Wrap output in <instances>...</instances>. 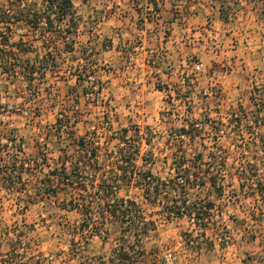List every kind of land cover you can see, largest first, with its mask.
Here are the masks:
<instances>
[{"label": "rangeland", "instance_id": "rangeland-1", "mask_svg": "<svg viewBox=\"0 0 264 264\" xmlns=\"http://www.w3.org/2000/svg\"><path fill=\"white\" fill-rule=\"evenodd\" d=\"M256 1L258 22L247 14V0H214L232 19L244 6L232 27L257 34L259 22L264 28V0ZM33 2L41 7L40 0L29 5ZM178 3L159 0V7L166 16ZM128 4L74 0L84 29L80 40L87 39L79 50L99 53L94 40L103 32L110 36L111 24L120 28ZM2 5L15 9L7 0H0ZM11 28L15 39L36 38L25 26ZM127 35L137 42L138 35ZM31 42L39 55L51 46L42 39ZM166 54L167 49H159L145 65L128 58L110 65L103 52L96 54L87 71L94 73L97 94L88 100L83 94L74 101L66 95L75 62L67 65V70L72 67L68 74L63 65L55 76L48 71L36 93L28 90L24 76L10 83L0 71V264L4 254H9L6 264H264V201L256 191L264 180V70L240 79L233 96L225 90L222 95L215 86L216 96L205 99L192 73L183 83L182 76L164 75L173 69ZM195 59L193 55L191 61ZM112 66L118 74L112 77L115 85L103 76ZM160 68L162 77L147 76ZM76 86L94 90L89 81ZM237 115L239 135L231 128ZM103 116L109 117V127L94 134L93 141L84 139L88 126ZM190 125L193 138L181 131ZM211 125L215 128L209 130ZM127 136L140 138V152L123 166L120 155L132 148L125 143ZM80 138L83 148L77 147ZM86 151L97 158L87 159ZM120 166L145 170H116ZM212 176L216 186L210 184ZM115 203L127 211L110 215ZM192 203L213 204L197 225L189 216ZM123 251L127 256L121 258Z\"/></svg>", "mask_w": 264, "mask_h": 264}, {"label": "crops", "instance_id": "crops-1", "mask_svg": "<svg viewBox=\"0 0 264 264\" xmlns=\"http://www.w3.org/2000/svg\"><path fill=\"white\" fill-rule=\"evenodd\" d=\"M175 1L179 2L180 6L177 7L174 4L168 8L166 16H164L165 11L162 8L155 15L147 17L140 12L138 6L136 7L132 0H129L130 4L123 12V23L119 24L120 28H115V24H111L113 28H111L112 32L110 34L113 37L111 35L107 37L103 32L97 40H94V46L99 47L100 50L99 53L96 51L92 52L89 56L88 64H95L96 54L103 52L107 57L104 59V63L109 62L110 65L125 58H128V60L134 59L135 63L141 61L145 65L148 64L153 53L163 48L167 49L168 64L173 69L169 72L165 69L164 74V72H160V68L157 71L149 72L147 76L150 77L154 74H157L155 78L162 77L163 74L169 75L171 78H180L182 76L183 80L181 83H183L192 72L191 60L193 55H195V60L201 61L203 64V71L197 75V80L195 79L199 81V85L202 88L208 85H215L222 95H225V91H227L230 96H233L234 93L232 89L235 92L239 89L240 79L253 75L252 71L256 75L255 73L259 74L261 69L264 70V36L259 35V33L264 32L263 25L260 22L258 23L261 26H257L259 31L257 34L255 33L256 30L252 29L244 33L235 32L232 27L233 19L238 20L239 17L237 15L245 11L244 6L237 11L236 18L233 17L232 19L227 16L224 19L219 6L216 5L214 0H197L195 3L193 0ZM247 1V14H252L251 19H255L258 22L254 13L257 9V1ZM112 17L111 15L110 18ZM125 19L127 20L124 21ZM248 29H250V26H248ZM83 30L78 25L76 44L73 51L74 54H77L75 56H79V44L81 45L83 41H87V39L80 40L81 34L84 33ZM123 31L126 32L123 33ZM129 31L138 35L137 39L140 41L136 40L137 42H135V40H132L131 36L127 35ZM126 35L127 37H125ZM218 41H220L219 44ZM56 43L61 52L60 59L62 64L60 66L61 69L65 66L63 69L65 70L68 64L73 63L71 60L72 54L70 55L64 50L62 41L57 40ZM133 44L138 46L132 47L131 45ZM139 50L140 52H138ZM129 51H133V54H128ZM70 68L71 65L68 70L66 69L67 74ZM116 72L115 66H112L110 72L106 69L103 71V76H106L105 79L111 85H115L112 77L115 78ZM70 78H73V84L71 87L69 86L70 91L74 89L80 90L75 86L76 79L74 77ZM65 83L66 80L61 84L64 86ZM187 87L190 86L187 85ZM65 88L67 89L68 87L65 86ZM159 89H155V91L160 92ZM105 90L108 91L109 87ZM70 91L66 93L67 97H69ZM230 99L232 100V98Z\"/></svg>", "mask_w": 264, "mask_h": 264}, {"label": "trees", "instance_id": "trees-1", "mask_svg": "<svg viewBox=\"0 0 264 264\" xmlns=\"http://www.w3.org/2000/svg\"><path fill=\"white\" fill-rule=\"evenodd\" d=\"M29 1L31 0H15V2L7 0L8 3L15 6V9L10 10H5L3 5L0 6V71L2 74H6L8 76L10 83H13V80L18 79L19 76L22 75L27 81L26 87L28 90L31 88V90H37L38 83H43L48 71L50 72V76H55L60 72L61 52L59 51L56 43L57 40H60L64 45V50L70 55L72 54L71 60L73 63H77L75 70L70 72L71 76L76 79V84L82 85L85 82H88L89 77L94 75V73L87 71L89 56L92 53H88L86 55V48L84 47L80 49L81 55L75 56L73 53L77 37L76 30L79 25L76 17L77 11L74 5V0H40V8H37L36 3L34 2L29 5ZM148 2L153 4L155 11L160 10L159 0H148ZM219 9L223 18L226 19L227 13L223 11L222 6ZM16 25L25 26L28 28L29 32H34L36 38H33L32 40L42 39L43 42L45 41L46 44H51V46L48 45L50 47L46 50V52L43 55H39L38 49L33 46L31 39H25L23 35H20L18 39L14 38L15 32L11 27ZM61 26H63V28ZM32 53L33 56L30 57ZM203 124L202 129H206L208 126L207 122H204ZM190 126L191 129L182 128L181 131L191 134V138H193V125ZM231 126L235 134H243L240 117H238V115L235 117ZM214 128L215 127L211 125L209 130ZM77 144L83 147V138H80ZM15 146L17 150L22 151L20 149V145ZM220 161L221 162L219 163L223 167L224 160L221 159ZM180 162L182 163V161ZM181 165L182 164L178 165L177 168L179 169ZM247 170L252 169L247 168ZM15 177L18 179L20 176ZM14 181L15 179H12L13 184H15ZM209 181L212 186H216V181L213 176L210 177ZM240 188L243 189L242 184L240 185ZM46 189V193L50 195L55 193L54 188ZM217 191L220 193L218 195L221 196L223 188L219 185L217 187ZM256 191L258 192V195L260 194L259 197H261L264 201V180L257 183ZM117 205L118 203L110 205L114 207L109 210L110 215L118 216L117 213L124 214V212L127 211L121 210L119 207L117 208ZM201 205L202 204L200 203L189 204V216L192 217L196 225L199 221L205 219L204 215H209V209L213 207L212 203ZM177 211V213L180 214L179 210ZM147 233L148 228L144 226L143 234L147 235ZM120 255L121 258L126 257L127 252H120Z\"/></svg>", "mask_w": 264, "mask_h": 264}, {"label": "built area", "instance_id": "built-area-1", "mask_svg": "<svg viewBox=\"0 0 264 264\" xmlns=\"http://www.w3.org/2000/svg\"><path fill=\"white\" fill-rule=\"evenodd\" d=\"M133 3L136 5V7L138 6L139 10L141 13H143L145 16L147 17H151L153 15L156 14L157 11L154 10L153 8V4L151 2H148V0H145V2H143L142 0H132ZM63 28V26H61ZM88 54V53H87ZM191 69H192V76H197L198 74H200L203 71V64L201 61H193L191 63ZM191 76V77H192ZM189 77V75H188ZM94 81V78L91 76L89 77V83L90 86L93 87L94 90L92 89H80V90H71L70 91V95L69 98L74 100H79L81 98V95L83 94V96L85 97V99H93L94 95L97 94V87L98 84L92 85ZM88 83V82H85ZM78 84H75V86ZM78 87V86H76ZM215 85H208L205 88H203L202 90V95L205 99H209L213 96H216V90H214ZM79 96V99H78ZM100 104L98 103V100L96 101V106L95 107H99ZM78 107V106H76ZM75 107V108H76ZM110 125V120L109 117H105L103 116L102 118H100V121L98 124L96 123H91L88 126V135L84 138V139H91L92 141L94 140V134L98 133L99 131L105 130L109 127ZM125 143L132 145V148L130 149L131 151H129V154H123L120 155L121 158V162L123 166H127L129 164H131L135 159L139 158V144L141 143L140 138H137L136 136H127ZM85 146V144H84ZM77 147H80L79 145ZM83 148V147H80ZM125 153V152H124ZM86 155H87V159L89 158V160H94V158H97L95 152H90V151H86ZM145 170L144 167H139V168H134V167H125V168H121L118 167L116 170ZM111 203L114 202V200H110ZM125 202V201H124ZM9 255V254H8ZM7 254H4V260H3V264H6L8 262V259H6L8 257ZM7 260V261H6ZM168 261L172 260L171 254L168 255L167 257Z\"/></svg>", "mask_w": 264, "mask_h": 264}]
</instances>
